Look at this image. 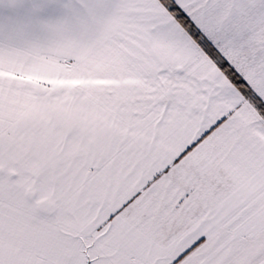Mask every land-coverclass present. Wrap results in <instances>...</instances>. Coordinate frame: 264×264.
I'll use <instances>...</instances> for the list:
<instances>
[{
    "label": "snow or ice",
    "instance_id": "snow-or-ice-1",
    "mask_svg": "<svg viewBox=\"0 0 264 264\" xmlns=\"http://www.w3.org/2000/svg\"><path fill=\"white\" fill-rule=\"evenodd\" d=\"M0 264H264V0H0Z\"/></svg>",
    "mask_w": 264,
    "mask_h": 264
}]
</instances>
